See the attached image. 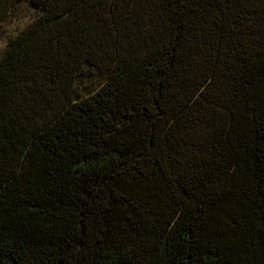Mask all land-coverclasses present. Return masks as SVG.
Segmentation results:
<instances>
[{"label":"trees","instance_id":"16d2710c","mask_svg":"<svg viewBox=\"0 0 264 264\" xmlns=\"http://www.w3.org/2000/svg\"><path fill=\"white\" fill-rule=\"evenodd\" d=\"M0 264H264V0H0Z\"/></svg>","mask_w":264,"mask_h":264},{"label":"rangeland","instance_id":"374dc122","mask_svg":"<svg viewBox=\"0 0 264 264\" xmlns=\"http://www.w3.org/2000/svg\"><path fill=\"white\" fill-rule=\"evenodd\" d=\"M29 13L30 12L27 9H20L17 18L7 15L0 19V50L2 49L7 36L13 33L14 30L21 25V23L28 17Z\"/></svg>","mask_w":264,"mask_h":264}]
</instances>
